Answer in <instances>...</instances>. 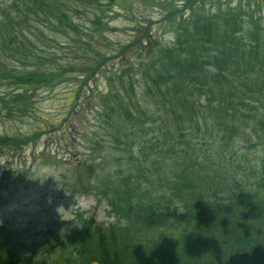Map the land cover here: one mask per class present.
<instances>
[{"label": "trees", "instance_id": "1", "mask_svg": "<svg viewBox=\"0 0 264 264\" xmlns=\"http://www.w3.org/2000/svg\"><path fill=\"white\" fill-rule=\"evenodd\" d=\"M66 1L98 6L102 2ZM34 3L40 9L51 6L50 0H25L22 7L13 5L19 10L16 12L0 3V33L8 30L6 23L21 27L22 18ZM238 3L237 7L209 15L195 8V14L203 17L187 24L171 22L175 46L157 41L149 49L154 73L147 78L146 96L161 125L148 121L146 109L138 107L137 102L125 108L127 122L118 131L131 141L135 130L142 132L146 123L153 124L146 133L154 132L155 137L149 140L154 144V153L127 177L124 191L111 201L116 222L82 229L71 243L63 242L67 264H264V172L253 169L251 162L241 163L230 145L236 139L253 145L257 138L264 147V25L258 14L264 1ZM1 41L3 74L25 43L14 40L13 50L3 38ZM29 42L33 50L23 60L44 61L37 42ZM56 60L66 65L54 67L47 76L38 70L22 77L0 75V87L8 89L0 102V112L28 115L31 108L25 100L32 97L29 91L59 84L66 68L78 74L86 71L75 60ZM19 88L23 94L15 92ZM215 115L223 116L222 121L214 120ZM236 115L253 122L255 138L232 120ZM169 117L180 130L176 135ZM199 117L207 127L205 132L198 126ZM224 118L229 123L223 122ZM120 123L115 122V127ZM216 124L220 131L214 136L209 127ZM209 132L215 148L205 149L202 141L195 143L189 138L191 133ZM26 139L6 136L0 139V151L13 152ZM208 144L205 141L204 145ZM83 167L89 172L93 163H84ZM140 176H146L149 184L142 187ZM150 230L173 233L166 242L150 246L146 234ZM17 249L16 244L9 246L0 239V264H60L59 260H40L32 255L22 258Z\"/></svg>", "mask_w": 264, "mask_h": 264}, {"label": "rangeland", "instance_id": "2", "mask_svg": "<svg viewBox=\"0 0 264 264\" xmlns=\"http://www.w3.org/2000/svg\"><path fill=\"white\" fill-rule=\"evenodd\" d=\"M3 1L9 3L7 0ZM200 1L212 12L218 8L224 12L228 7L225 3L227 0ZM242 3L245 7L246 3ZM166 4L167 1L164 0H135L133 11L129 14L127 11L123 12L128 16L124 20L116 16H102V19L104 18L111 24L110 30H107L106 33L105 45L109 46L110 41L114 45L116 43L126 44L127 37L130 35L129 30L133 26L131 20H140L146 26H151L160 42H168L173 45L174 35L167 31L165 33L162 26L164 24L163 17L168 8L165 6ZM237 6L235 5V7ZM33 8L27 10L28 14L21 23L22 27L13 25L10 30L0 33V50L3 44L2 38L8 47L14 50V40L20 42V39L24 37L27 42L30 40V35L36 34L39 30L47 32V29L51 28L49 23L68 30V36L63 33H58V37L57 34H51V37L55 38L58 43L62 42L67 45L70 43V36L76 37L78 33H82L81 28L85 31L91 29V22L95 15L92 11H88V14H81L80 18L74 20L79 22L77 25L65 21L63 11L49 8L41 10L40 6L36 4ZM52 13L59 15L62 23H59ZM37 14L41 16V24L36 23ZM258 14L263 19L264 25V8H261ZM72 27L78 33L72 30ZM150 41L154 42L152 39ZM48 43H50V38ZM99 48L102 49V46L99 45ZM21 49L20 53L13 57L8 68L9 71L0 74L1 76L12 73L13 76L22 77L21 74L35 73L36 70H40L39 72L47 76L53 71L49 62L41 65L43 61L23 60L25 54H29L33 50L27 43L25 48ZM97 50L93 45L91 51ZM103 52L109 51L104 49ZM136 59V54L133 53L127 54L124 59L112 60L108 67L103 69V72L94 76V81L83 91L76 86L71 87L66 84L53 89L50 93H45L39 88L33 89L29 91L32 98L25 100L29 109L33 106V110L29 111L28 115L16 112L12 118L2 117L3 119L0 120L1 136L18 137L21 135L26 139L25 134L32 133L33 130H41L45 133L44 138H36L32 141L37 144L36 146H29V148L18 146L17 150L13 152L0 151V155H4V157H13L7 160L0 156V227L13 231L12 238L15 237L21 243L19 245L20 252L54 259L61 249L63 238L60 236L62 233L76 231L85 222L86 224L91 223L93 226L116 222V218L111 217L108 213L111 209L109 205L111 201H114L115 196L124 191L123 186L127 177L137 172L141 164H145L146 158L149 159L154 153L149 140L155 135L154 132L146 133V129L153 124L154 126L161 125V120L155 116L154 110L148 107L152 101L145 95L146 89L141 76L130 69L123 71V63ZM2 60L0 52V61ZM94 60L95 55L92 53V55L82 58L78 64L86 65L89 69L94 66ZM54 62L58 67L66 65L58 62L55 57ZM117 69H121V71L116 72ZM116 73L117 75H112ZM110 78H114V81H110ZM121 80L123 81L122 87L119 86ZM110 88L115 91L124 88V95L140 102L139 106L146 109L147 120L153 123L146 124L145 130L142 132L138 129L135 130L137 133L131 142L125 137L126 134L121 133L118 129L127 122L125 108L133 104V101L127 100L124 96H122L124 100L118 102L107 98L105 101L100 100L101 96L108 95L107 91ZM78 92L81 93L79 101L75 98ZM17 94L23 93L19 91ZM74 105H77L76 111L72 110ZM82 108L84 111H81ZM222 118L223 116L215 115L213 119L222 121ZM234 118L236 119H232L233 121L242 124L241 128H245L246 133L255 138L256 131L252 121H246V118L241 115H236ZM169 119V125L173 127L175 135L178 134L180 130H177L174 119L171 117ZM119 121L121 123L116 128L115 122ZM223 122L229 123V120L224 118ZM197 123L200 129L205 132L207 127L201 117L198 118ZM218 127V124L210 125L209 131L216 136L220 131ZM210 132L206 135L191 133L189 138H192L195 143L202 141L205 149L207 147L215 148L210 140ZM205 141L209 143L207 146L204 145ZM258 142L256 138L254 144L250 145L241 139H236L230 145L233 147L232 154H235L234 156L241 163L251 162L252 168H259L258 172L262 173V171L264 172V166H262L264 147ZM97 143L100 147L94 152L96 149L92 145ZM160 143L164 144L165 139L161 138ZM142 149L143 151H141ZM98 151L106 160L103 159L102 162L99 160L98 162L101 163L97 162L98 166L95 167V172L91 174L89 170L87 173L83 164L90 159L88 157L90 152H93L92 156L96 158ZM2 179H4L3 182ZM59 206L64 208L61 209L63 220L57 212ZM172 233V230L161 231L157 235L149 233L152 239L149 245L166 242ZM0 238L4 240L3 233H0ZM46 241L49 243L47 246L35 247ZM4 243L6 244L5 240Z\"/></svg>", "mask_w": 264, "mask_h": 264}, {"label": "clouds", "instance_id": "3", "mask_svg": "<svg viewBox=\"0 0 264 264\" xmlns=\"http://www.w3.org/2000/svg\"><path fill=\"white\" fill-rule=\"evenodd\" d=\"M63 208V206H59L58 208H57V212H58V214L60 215V217H61V219L63 220L64 219V217H63V214H62V212H61V209ZM64 209V208H63Z\"/></svg>", "mask_w": 264, "mask_h": 264}]
</instances>
